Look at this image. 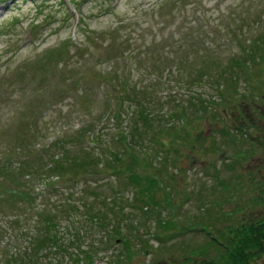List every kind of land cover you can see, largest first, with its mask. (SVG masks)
Returning a JSON list of instances; mask_svg holds the SVG:
<instances>
[{
    "label": "rangeland",
    "instance_id": "obj_1",
    "mask_svg": "<svg viewBox=\"0 0 264 264\" xmlns=\"http://www.w3.org/2000/svg\"><path fill=\"white\" fill-rule=\"evenodd\" d=\"M251 39L263 45L264 0H0V264H81L82 250L92 264H177L264 216V60L232 68L241 114L220 78ZM106 149L141 155L153 199L103 168ZM49 154L94 168L36 177ZM43 211L60 250L32 243L53 230Z\"/></svg>",
    "mask_w": 264,
    "mask_h": 264
},
{
    "label": "trees",
    "instance_id": "obj_2",
    "mask_svg": "<svg viewBox=\"0 0 264 264\" xmlns=\"http://www.w3.org/2000/svg\"><path fill=\"white\" fill-rule=\"evenodd\" d=\"M262 38V37H261ZM262 44L264 45V39H262ZM260 40L251 39L248 40V51H246V48L244 47L245 44L238 43V51L239 53H236L235 56H231L230 59L235 65H231L228 67V70L224 74L221 75V80L224 79V83H226L224 87L225 94L228 95L225 97L227 102L230 104V107H232V111H235L237 114L241 111L243 112V102L246 100V95L248 93V87L246 83V88L242 91L237 90L236 92V81H233V66H236L237 64L240 66L241 71L243 74H247L250 71L253 73V70L251 69L252 66L257 67L260 60H264L261 55H258L257 52L260 50L261 46L259 43ZM258 44V45H257ZM244 57L249 58L250 61L246 62L243 61ZM251 63V65H250ZM262 64V63H261ZM249 67V68H247ZM229 71V72H227ZM206 72V71H205ZM250 72V73H251ZM264 74V72H263ZM203 73L200 72V75L198 78L202 77ZM253 77V76H252ZM250 77L251 82L256 81V79H252ZM195 82V81H194ZM257 87L253 86V92L256 93ZM193 99H196L198 101L199 96L196 95V93L193 94ZM202 102L203 100L200 99ZM203 102L202 104H205ZM259 106L257 103L253 106L254 108H257ZM206 107V106H205ZM146 109L142 107H138L137 113L139 117H142L143 120L149 121V117L146 114ZM120 116V113H118ZM114 113V115L118 116ZM84 133H87L90 128H87L83 126ZM117 130H120V136L119 138L123 141L124 145H129V148L133 149V136L129 131H125L122 128H117ZM91 139L96 140L97 138L95 136L91 137ZM170 141L172 139H169ZM173 142V141H172ZM56 143V142H55ZM23 145V144H22ZM55 145V144H54ZM53 145V147H54ZM163 145V143H162ZM109 153V158L106 161H103V168L107 170L114 171L118 174L120 173H128V177L130 180L136 182V185L139 187V193L140 194H149V197L151 199L154 198V191L156 187L159 185V179L158 177L154 175L149 174H142L140 171H137L136 164L139 161V159H142L140 154H137V156H133L132 161L129 160V157L124 156L126 153L125 151L122 152H113L111 149H106ZM47 152H50V148H47ZM43 156V155H42ZM48 158L46 162L50 159V162L47 164L39 163L40 171L35 169L34 171L37 172L35 175L36 177L43 176L48 177L50 175L52 176H61L63 173H71L72 179L78 178V173L81 171H87V170H93L94 164H90L86 160H82L78 156H67V154H62L59 156L54 155H47ZM90 158L93 160V157L90 156ZM42 159V158H41ZM101 160V159H100ZM100 162V161H99ZM97 162V163H99ZM26 163V160H25ZM21 165V162L20 164ZM43 166V168H42ZM33 170L28 171L29 174L26 175L27 178H32L30 174H34ZM92 174V173H91ZM34 177V176H33ZM33 179V178H32ZM50 184L51 181H48ZM18 192L19 194H30L29 191L25 192L23 189L14 190ZM15 193V192H12ZM16 194V193H15ZM49 212V211H48ZM50 213V212H49ZM47 212H41L40 215L43 218L44 225L41 228L42 230L45 228L49 231L46 235V237L38 238L36 241H32L35 247H37L39 250L46 249L47 247H55L56 249L62 248V244L60 243V238L57 234L56 224H55V217L50 216V214ZM159 221L160 225L162 226H171L175 227L174 221ZM193 225H190L188 229H194ZM205 230V228H202ZM117 232V231H115ZM208 233V232H207ZM210 234V233H209ZM119 238V236H116ZM122 238V237H120ZM124 240V238H122ZM215 245V246H214ZM211 247H215L217 249V252L213 255H207V251H212ZM214 249V248H213ZM201 253H204L201 255ZM27 254V253H26ZM29 254V253H28ZM83 254V258L81 256H76L75 261L77 263L81 264H92L93 258L91 257V254L87 251L81 252ZM31 257V256H29ZM264 257V216H255L251 220H247L246 222L241 223L239 226H237L235 229L228 228V231L225 235H210V241L205 245V247H202L199 249V251H193L188 256L183 258V260L180 263L177 264H259L257 261L259 258ZM8 257H5L3 259L2 264H16V260L14 259H7ZM84 260V261H82ZM23 264V263H22Z\"/></svg>",
    "mask_w": 264,
    "mask_h": 264
}]
</instances>
